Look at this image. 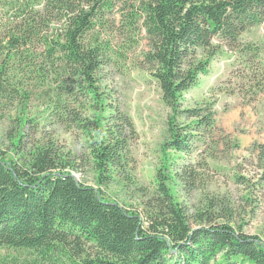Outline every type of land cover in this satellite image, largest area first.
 Listing matches in <instances>:
<instances>
[{"label":"trees","instance_id":"obj_1","mask_svg":"<svg viewBox=\"0 0 264 264\" xmlns=\"http://www.w3.org/2000/svg\"><path fill=\"white\" fill-rule=\"evenodd\" d=\"M127 8L116 29L115 0H0V120L18 133L16 158L0 148V248L28 251L33 264H264V241L236 229L231 210L214 203L190 220L169 188L197 191L198 170L215 150L214 104L182 109L183 94L209 74L216 40L244 66L259 60L260 48L241 37L264 22V0H135ZM138 27L148 44L140 67L170 110L142 213L102 191L125 171L135 135L103 75L126 60L127 45L112 43L116 31ZM248 71L254 82L258 71ZM52 125L84 135L95 187L75 178L85 159L53 140ZM258 159L264 165V145Z\"/></svg>","mask_w":264,"mask_h":264},{"label":"rangeland","instance_id":"obj_2","mask_svg":"<svg viewBox=\"0 0 264 264\" xmlns=\"http://www.w3.org/2000/svg\"><path fill=\"white\" fill-rule=\"evenodd\" d=\"M134 1L115 0L112 20L116 29L120 28L122 13H126ZM116 33L112 43L118 47L127 45V56L119 67L104 71L103 85L104 89L117 93L120 110L131 119L135 135L129 141L125 171L115 175L102 191L108 199L142 213L145 202L153 195L156 171L162 163L161 146L167 139L170 110L163 104L156 82L140 67L148 50L145 32L138 27L134 34ZM241 41L243 45L260 48L259 60L252 62L251 68L244 66L216 40L214 44L219 46V54L210 63L209 74L182 96V109L214 104L217 133L212 143L215 150L207 153V168L198 170L202 182L197 191L186 194L177 182H171L169 188L190 220L217 203L219 208L232 211V225L236 229L264 241V165L258 159V146L264 145V72L260 73L264 61V22L243 34ZM252 68L258 71L253 75L254 82L248 74V69ZM14 129L10 120H0V148L9 151L11 159L17 155L14 139L18 133ZM46 130L81 163L85 159L82 173H74V176L95 187L84 135L62 125H52ZM23 143L29 147L34 142L27 136ZM205 143L203 150L212 145L209 140ZM172 155L169 160L180 163L183 159L181 155ZM34 258L28 251L0 248V264H33Z\"/></svg>","mask_w":264,"mask_h":264}]
</instances>
